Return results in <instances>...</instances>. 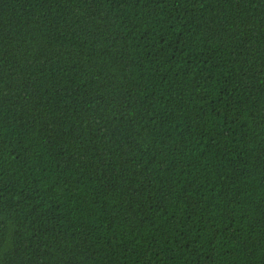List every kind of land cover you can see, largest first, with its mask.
Listing matches in <instances>:
<instances>
[{
	"label": "trees",
	"instance_id": "1",
	"mask_svg": "<svg viewBox=\"0 0 264 264\" xmlns=\"http://www.w3.org/2000/svg\"><path fill=\"white\" fill-rule=\"evenodd\" d=\"M0 264H264V0H0Z\"/></svg>",
	"mask_w": 264,
	"mask_h": 264
}]
</instances>
